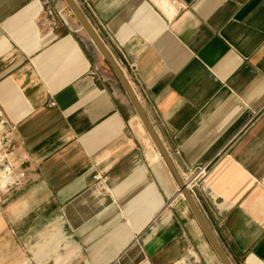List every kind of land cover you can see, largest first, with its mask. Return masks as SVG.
I'll return each instance as SVG.
<instances>
[{
  "label": "crops",
  "instance_id": "crops-1",
  "mask_svg": "<svg viewBox=\"0 0 264 264\" xmlns=\"http://www.w3.org/2000/svg\"><path fill=\"white\" fill-rule=\"evenodd\" d=\"M76 2L181 177L206 168L195 199L231 263L264 264V0ZM103 57L65 0H0V110L25 173L0 264H223Z\"/></svg>",
  "mask_w": 264,
  "mask_h": 264
},
{
  "label": "water",
  "instance_id": "water-1",
  "mask_svg": "<svg viewBox=\"0 0 264 264\" xmlns=\"http://www.w3.org/2000/svg\"><path fill=\"white\" fill-rule=\"evenodd\" d=\"M70 7L73 14L76 16V18L79 20V22L82 25V28L86 30V32L89 34L93 42L96 44V46L99 48L101 53L104 55L108 63L113 68L114 72L118 76L119 80L121 81L127 95L129 96L131 102L133 103L135 109L137 110L140 118L142 119L145 127L147 128L148 132L150 133L153 141L155 142L156 146L158 147L159 151L161 152L162 156L164 157L170 171L174 175L175 179L177 180L179 184L180 190H182L183 196L185 200L188 202L190 208L192 209L193 213L197 217L203 231L205 232L206 236L208 237L209 241L211 242L213 248L217 252L218 256L220 257L223 264H232L230 259L228 258L227 254L223 250L222 246L220 245L216 235L214 234L213 230L207 223L195 197L192 195V193L187 188L186 184L184 183L183 179L181 178V175L171 158L168 150L166 149L163 141L161 140L160 136L158 135L151 119L149 118L146 110L144 109L142 103L140 102L132 84L130 83L129 79L127 78L126 74L122 70L120 64L116 60V58L113 56L99 33L96 31V29L93 27V25L90 23V21L87 19L79 5L77 4L76 0H65Z\"/></svg>",
  "mask_w": 264,
  "mask_h": 264
},
{
  "label": "built area",
  "instance_id": "built-area-1",
  "mask_svg": "<svg viewBox=\"0 0 264 264\" xmlns=\"http://www.w3.org/2000/svg\"><path fill=\"white\" fill-rule=\"evenodd\" d=\"M180 6L185 7L184 3H180ZM51 104L55 105L56 102L52 101ZM2 117L3 112L0 110V205L4 202V194L10 191L13 186L20 183L19 179L25 176V173H20L17 177L14 173L17 162L15 158L14 147L11 146L13 139L11 134L7 132ZM205 175L206 168H199L184 178V183L189 184V191L194 197L197 196V189ZM94 177L95 180H97L99 187L105 189L107 186V178L101 177L99 175H94Z\"/></svg>",
  "mask_w": 264,
  "mask_h": 264
},
{
  "label": "bare ground",
  "instance_id": "bare-ground-1",
  "mask_svg": "<svg viewBox=\"0 0 264 264\" xmlns=\"http://www.w3.org/2000/svg\"><path fill=\"white\" fill-rule=\"evenodd\" d=\"M142 120V119H141ZM151 136V135H150ZM152 138V137H151ZM153 140V139H152ZM154 142V141H153ZM155 143V142H154ZM156 145V144H155ZM157 147V146H156ZM158 148V147H157ZM159 150V149H158ZM160 152V151H159ZM160 154H161V152H160ZM161 157L163 158V160L165 161V159H164V157L162 156V154H161ZM166 162V161H165ZM171 172V171H170ZM171 174H172V172H171ZM173 175V174H172ZM173 177H174V175H173ZM175 178V177H174ZM182 178V177H181ZM183 179V181L185 182V179L184 178H182ZM176 180V179H175ZM176 182H177V180H176ZM177 184H178V182H177ZM186 185L188 184V183H185ZM178 186H179V184H178ZM187 187H188V189H189V184L187 185ZM178 193H179V195H182L183 196V193H182V190H180V188H179V190H178Z\"/></svg>",
  "mask_w": 264,
  "mask_h": 264
},
{
  "label": "rangeland",
  "instance_id": "rangeland-1",
  "mask_svg": "<svg viewBox=\"0 0 264 264\" xmlns=\"http://www.w3.org/2000/svg\"><path fill=\"white\" fill-rule=\"evenodd\" d=\"M103 58H104V61H106L107 66L109 67V69H110L111 71H113V73H114L113 68H112L111 65L108 63V61L106 60V58H105V57H103Z\"/></svg>",
  "mask_w": 264,
  "mask_h": 264
}]
</instances>
